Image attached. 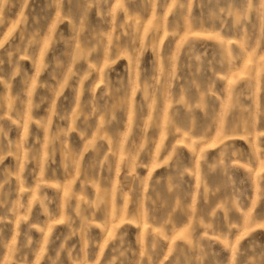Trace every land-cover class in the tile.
I'll return each mask as SVG.
<instances>
[{"label": "rangeland", "instance_id": "1", "mask_svg": "<svg viewBox=\"0 0 264 264\" xmlns=\"http://www.w3.org/2000/svg\"><path fill=\"white\" fill-rule=\"evenodd\" d=\"M0 264H264V0H0Z\"/></svg>", "mask_w": 264, "mask_h": 264}]
</instances>
